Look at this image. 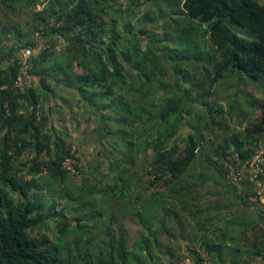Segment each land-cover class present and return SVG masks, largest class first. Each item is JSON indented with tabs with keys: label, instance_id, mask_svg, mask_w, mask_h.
I'll return each instance as SVG.
<instances>
[{
	"label": "trees",
	"instance_id": "1",
	"mask_svg": "<svg viewBox=\"0 0 264 264\" xmlns=\"http://www.w3.org/2000/svg\"><path fill=\"white\" fill-rule=\"evenodd\" d=\"M108 1L0 0V18L30 8L35 10L32 19H36L29 39L0 54V87L7 86V89H0V132L3 133L0 137V264H61L57 251L31 239L28 231L43 225L53 214L68 224L64 214L61 211L56 213L54 206L50 210L44 209L40 187L34 179L21 182L12 173L13 156L29 149L35 158L28 162V175L45 173L52 179L62 180L69 174L61 164L70 157L72 148L64 140L53 139L43 131L47 120L39 112L41 88L48 91L50 82L74 87L81 102L93 107L102 118L112 119L119 128H124L120 130L128 134L125 144L133 137L136 142L130 141V144L140 142L142 151L151 150L153 165L148 168L153 169L156 177L153 181L148 180L147 189L157 184L166 191L185 193L192 187V179L184 183L182 175L195 165L202 140L189 134L183 156L175 158L177 145L174 139L184 126V120L187 121L184 115L193 117L194 105L199 102L203 85L209 88L204 93L206 96L222 74L234 70L256 86L262 88L264 85V4L259 0H146L151 5L144 12V21L153 22L160 18L177 23L174 16L178 14L183 17L182 21L206 25V33L211 36L222 60L206 75L197 71L199 77H195V73L179 76L180 65L187 57L180 51L175 52L177 49H154L152 43L141 48L140 37L145 35L146 28L138 30L139 38L130 45L131 40L126 38L128 34L123 36L117 31L118 20H122L119 19L120 11L117 15L114 11L112 19L104 17L110 16ZM41 5V9L36 10ZM47 19L54 20L49 23ZM129 22L128 19L123 23V28H132ZM168 26V23L163 25L164 28ZM40 28L43 33L36 37ZM169 28L181 35L176 30L177 25L171 24ZM231 28L242 32L244 37L232 32ZM13 30L17 39L26 36L15 27ZM56 33L65 40L64 49L58 53L55 51ZM8 34L3 38L7 39ZM133 36L137 37V34ZM122 38L126 39L125 47L119 45ZM26 48H32L34 54L28 65L23 66L21 58ZM157 50L167 51L170 56L173 74L169 79L160 64ZM20 76L25 83L23 91L13 86ZM184 82H189V86L185 87ZM259 111L260 119L250 129L257 135L264 133V100ZM199 143L201 148L195 154L194 149ZM229 144L240 150L242 146H249L234 138L224 143L221 154ZM44 151L48 160L37 162ZM108 167L110 170L112 167L121 168L119 161L114 164L112 159ZM76 168L78 171V166ZM126 169L121 168L122 171ZM192 171V177L200 175H194L195 171ZM159 172L167 174L166 179L162 177L164 186ZM166 184L173 185V188L167 189ZM12 192L17 193L22 202L14 200L10 196ZM120 195L124 199L127 194ZM116 220L110 218L108 227ZM117 231L119 236L115 243L109 240L110 260L101 264L127 263L130 251L125 242L126 232L121 227H117Z\"/></svg>",
	"mask_w": 264,
	"mask_h": 264
},
{
	"label": "rangeland",
	"instance_id": "2",
	"mask_svg": "<svg viewBox=\"0 0 264 264\" xmlns=\"http://www.w3.org/2000/svg\"><path fill=\"white\" fill-rule=\"evenodd\" d=\"M143 2L138 8L139 15H136V18L129 19L132 28H123L122 25L130 16H125L124 19L118 21L117 31H121L120 33L123 36L128 34L126 38L131 40L130 45L134 43L135 39L139 38L138 30L146 28L145 35L140 37L139 44L141 48L144 49L147 44L151 45L152 43L151 46L154 49L157 47L162 50L163 47H169L177 49L175 52L180 51L181 55L187 57L180 65L182 68L179 73L180 77H185L187 73H195L194 75H196L199 70L206 75L208 72L213 71L216 64L221 62V53L213 45L209 33H206V25L199 26L195 21L192 23L182 21L183 17L178 14L174 16L177 23L171 19H167L168 21L159 20L160 18L154 23L149 24L148 21L143 23L144 12L151 5V2H146V0H143ZM259 2L264 4V0H259ZM124 3L127 4V2ZM120 5H122V2ZM174 9L176 10V8ZM34 11L30 8L23 9L15 11L7 17L0 18V54L7 53L15 44L22 45L25 40L30 38L34 25H36V19H32ZM47 20L50 23L54 19ZM165 21L169 24L168 29L163 27L165 24L167 26ZM171 24L177 25L176 30L181 35H177L170 30ZM14 27L26 36L17 39V34L13 33ZM231 31L244 37L242 32L234 28H231ZM6 33H9V36L7 35V39H4ZM134 33L137 34V37L133 36ZM54 36L56 38H54L56 41L55 51L58 53L64 49L65 40L58 33ZM121 40L122 42L119 45L125 47L126 39L122 38ZM158 55L160 56V64L166 71L165 76L169 79L173 74L172 67L169 64L170 56L167 51L160 50ZM171 55L175 58L174 52ZM76 70L80 72V69L76 68ZM224 75L220 76L217 83H213L210 94L206 96L204 93L209 88L206 87V84L203 85V89L199 92V102L194 105L193 117L184 115L187 121L184 120V126L181 127L178 136L174 139L177 145L175 158L183 156L185 141L189 134H193L196 138L200 137L202 140L198 164L193 165L190 171L185 170L182 175V182L184 183L192 178V170L195 171L194 175L196 173V175L217 176L221 149H223L224 143L231 139L235 138L245 145L256 142L264 144V133L257 135L250 131L252 125L260 119L259 106L264 100V85H262V88L256 86L254 82L244 78V75L237 70ZM195 77L199 76L196 75ZM194 80L197 79L194 78ZM46 83L48 84V82ZM183 85L187 87L189 82H184ZM253 92L258 95V98L253 95ZM43 128L45 132L46 124ZM1 134L3 133L0 132V137ZM128 141L123 151L128 159L124 158V163L119 162L122 168H127L125 171L113 167L110 170L108 165L99 166L95 169L94 157L87 154L84 166L79 168V174H66L62 180L52 179L45 173L30 176L27 173L30 163L26 160L24 153L13 156L12 173H14V178L21 182L34 179L40 187L41 203L44 209L50 210L54 206V211L56 213L61 211L68 222V224H65V221L59 219L58 215L53 214L43 222V225L28 231L29 237L41 243L43 247L55 249L61 264H101L110 260L109 240L115 243L119 236V231L114 228L115 223L110 227L107 226L109 219L115 217L112 209L129 208L126 201L121 202L118 200V195L126 193V197H129L131 194L136 195L138 192L147 190L146 171L148 167L153 165L151 150L146 149L141 152L140 142L130 144V141L136 142L133 137H130ZM71 146L74 147L72 144ZM138 156L141 159L140 162L143 159L139 165L135 164ZM105 157L101 160L104 164ZM202 161L204 163L208 161V165L202 167ZM216 161L218 162L216 163ZM159 174L161 176L160 180L163 179L160 181L163 185L167 174H161L160 172ZM131 180L136 181V183L131 184ZM165 187L170 189L173 188V185L168 186L166 184ZM113 188L115 190L114 194H112ZM10 196L14 200L22 202V199L15 192L10 193ZM132 205L137 206V203L134 202ZM125 242L130 251L126 264H172L169 263L170 258L168 256L165 257L163 254L158 253L160 249L151 247L143 252L144 249L140 248L136 241V234L129 233ZM262 246L264 249V244ZM168 251L167 249L166 253ZM203 260L204 258H199V262L196 261L195 264H203ZM211 260L208 264H216ZM173 264H184V262L179 261Z\"/></svg>",
	"mask_w": 264,
	"mask_h": 264
},
{
	"label": "crops",
	"instance_id": "3",
	"mask_svg": "<svg viewBox=\"0 0 264 264\" xmlns=\"http://www.w3.org/2000/svg\"><path fill=\"white\" fill-rule=\"evenodd\" d=\"M144 2L109 0L106 5L110 16L104 17L112 19L120 11L119 19L125 16L136 18L138 8ZM41 7L37 6V9ZM49 86L48 91L40 89L39 112L47 120L45 132L53 139L64 140L68 146H74L71 148L78 168L84 166L87 154L94 157L95 169L109 165L110 159L114 164L128 159L123 152L128 134L120 130L124 128H119L112 119L102 118L93 107L81 102L74 87L51 82ZM253 95L258 98L255 92ZM104 157L105 164L101 162ZM140 160L138 156L135 164H141L143 159ZM198 161H195V166ZM207 162L200 164L206 167ZM191 179L192 187L185 193L166 191L155 184L124 199L119 194L118 200L126 201L129 208L112 209L117 218L114 228L121 227L126 237L129 233L136 234V241L143 252L151 247L160 249L158 253L168 256L172 264L179 261L195 264L199 258L212 259L216 264H264L263 240L257 228L258 214L249 201L253 184L248 181L239 186L230 185L221 164L217 166V176L202 174ZM130 183L136 181L131 180ZM134 202L137 206L132 205ZM109 224L108 221L107 226Z\"/></svg>",
	"mask_w": 264,
	"mask_h": 264
},
{
	"label": "built area",
	"instance_id": "4",
	"mask_svg": "<svg viewBox=\"0 0 264 264\" xmlns=\"http://www.w3.org/2000/svg\"><path fill=\"white\" fill-rule=\"evenodd\" d=\"M40 32L43 30L40 28L36 32L35 36H40ZM34 54L32 48H26L22 53L21 64L23 66L28 65L31 55ZM14 88L23 91L25 83L22 77H18L14 83ZM0 89H7L6 85L0 87ZM201 148L199 143L194 153L197 154ZM27 161H33L35 154L29 149L24 152ZM48 156L42 152L37 162L47 161ZM220 164L225 171V179L227 183L232 186H239L244 182H251L254 190L249 201L255 208L258 214V232L260 237L264 241V145L261 142L253 143L249 146H242V149H238L234 144H229L223 151L220 157ZM62 169L69 174L77 175V162L74 157V149L70 151V157L62 161ZM147 180L153 181L156 177L152 168H148L146 171ZM208 259L203 260V264H208Z\"/></svg>",
	"mask_w": 264,
	"mask_h": 264
}]
</instances>
